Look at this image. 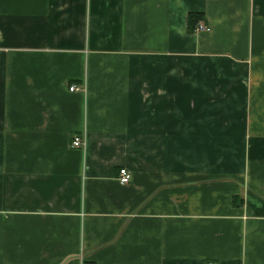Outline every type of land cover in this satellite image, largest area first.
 I'll return each instance as SVG.
<instances>
[{"label":"crops","instance_id":"1","mask_svg":"<svg viewBox=\"0 0 264 264\" xmlns=\"http://www.w3.org/2000/svg\"><path fill=\"white\" fill-rule=\"evenodd\" d=\"M0 264H264V0H0Z\"/></svg>","mask_w":264,"mask_h":264},{"label":"built area","instance_id":"2","mask_svg":"<svg viewBox=\"0 0 264 264\" xmlns=\"http://www.w3.org/2000/svg\"><path fill=\"white\" fill-rule=\"evenodd\" d=\"M209 27L206 26L205 24L203 23H198L196 26H195V31H205V30H208ZM81 89L79 86L75 85V84H72L71 86H69V90L73 91V90H79ZM84 145V137L81 136V135H74L71 139V146L72 147H81ZM130 172L127 168L125 167H121L119 168V171H118V180L120 183L122 184H125L127 182H129L130 180Z\"/></svg>","mask_w":264,"mask_h":264},{"label":"trees","instance_id":"3","mask_svg":"<svg viewBox=\"0 0 264 264\" xmlns=\"http://www.w3.org/2000/svg\"><path fill=\"white\" fill-rule=\"evenodd\" d=\"M201 17V14L196 12H190L187 16V23L189 28H192L193 24Z\"/></svg>","mask_w":264,"mask_h":264}]
</instances>
